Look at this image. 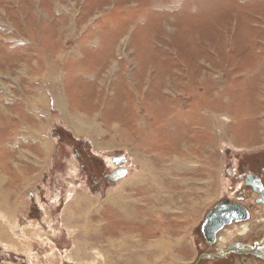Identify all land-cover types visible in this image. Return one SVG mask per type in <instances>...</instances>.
<instances>
[{"label": "rangeland", "instance_id": "obj_1", "mask_svg": "<svg viewBox=\"0 0 264 264\" xmlns=\"http://www.w3.org/2000/svg\"><path fill=\"white\" fill-rule=\"evenodd\" d=\"M260 159L264 0H0V264H193Z\"/></svg>", "mask_w": 264, "mask_h": 264}, {"label": "flooded vegetation", "instance_id": "obj_2", "mask_svg": "<svg viewBox=\"0 0 264 264\" xmlns=\"http://www.w3.org/2000/svg\"><path fill=\"white\" fill-rule=\"evenodd\" d=\"M237 175L242 176L241 188L234 196L218 200L205 214L200 226L205 248L201 251L199 260L193 264H264V222L261 221L256 227L251 223L257 207L264 206V161L255 160L253 169L243 175L241 173ZM226 200L228 203L219 208ZM210 211L214 213L212 218L207 220ZM230 214L232 216H227ZM223 218L225 223L216 231V223ZM246 225H248L247 232H239L237 235L239 240H233L228 245L222 246L221 237L225 228L238 227V231H244ZM216 226L218 227V223Z\"/></svg>", "mask_w": 264, "mask_h": 264}, {"label": "water", "instance_id": "obj_3", "mask_svg": "<svg viewBox=\"0 0 264 264\" xmlns=\"http://www.w3.org/2000/svg\"><path fill=\"white\" fill-rule=\"evenodd\" d=\"M113 161L115 162V164H118L120 165L122 162L125 161V157L120 155V156H116V157H113L112 158ZM127 170L125 167H122V166H119L117 169H115L111 174H109L108 178L111 180V181H116L118 180L119 178H122L123 176H125ZM226 203H228V201L226 200V202H222L219 206V208L221 206H224L226 205ZM213 213L214 211H210L208 216H207V220L211 219L212 216H213ZM234 214H236L235 211H233ZM237 214H239V212H237ZM227 216H232L231 214L230 215H227ZM206 223V222H205ZM218 223V227L216 226ZM216 225H215V228H216V231L217 229H219V227H221V225H223L225 222H224V218L222 220H220L219 222H217ZM215 231V232H216ZM204 255V254H203ZM201 255V256H203ZM206 256H212V255H206Z\"/></svg>", "mask_w": 264, "mask_h": 264}, {"label": "bare ground", "instance_id": "obj_4", "mask_svg": "<svg viewBox=\"0 0 264 264\" xmlns=\"http://www.w3.org/2000/svg\"><path fill=\"white\" fill-rule=\"evenodd\" d=\"M55 98H56V100H57V97H56V96H55ZM91 122H92V121H91ZM87 124H88V122H87ZM91 126H92V125H91ZM117 204H118V207H119V208H118V207H117V208H118L119 210H122V211L124 210L123 212H124L126 215L129 214L128 208H127V210L125 209V206H128V205H125V206H124V205L119 204V202H117ZM121 208H122V209H121ZM130 209H131V208H130ZM131 211H132V210H131ZM127 212H128V213H127ZM128 216H129V215H128ZM158 216L160 217V215H158ZM160 218H161V217H160ZM247 226H248V225H247ZM150 232H151V231H150ZM231 232H232V231H231ZM241 232H243V231H241ZM227 240H228V239H227Z\"/></svg>", "mask_w": 264, "mask_h": 264}, {"label": "crops", "instance_id": "obj_5", "mask_svg": "<svg viewBox=\"0 0 264 264\" xmlns=\"http://www.w3.org/2000/svg\"><path fill=\"white\" fill-rule=\"evenodd\" d=\"M9 239V238H8ZM221 239H223V237H221Z\"/></svg>", "mask_w": 264, "mask_h": 264}]
</instances>
